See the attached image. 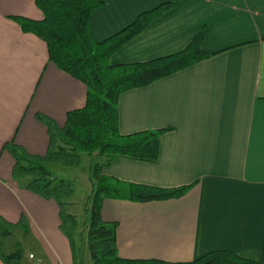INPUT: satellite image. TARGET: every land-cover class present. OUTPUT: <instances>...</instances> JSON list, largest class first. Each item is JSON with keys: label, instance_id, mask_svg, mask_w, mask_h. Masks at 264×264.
Instances as JSON below:
<instances>
[{"label": "crops", "instance_id": "crops-1", "mask_svg": "<svg viewBox=\"0 0 264 264\" xmlns=\"http://www.w3.org/2000/svg\"><path fill=\"white\" fill-rule=\"evenodd\" d=\"M100 1L103 6L91 14L89 25L95 42L120 32L143 12L175 4L116 51L111 65L179 52L203 28L201 48L213 54L118 98L121 135L171 130L160 138L155 163L119 158L102 174L162 189L192 186L167 201L104 200L100 216L117 223L118 256L179 263L223 250L264 264V0ZM15 16L42 18L34 0H0V217L15 223L23 215L29 225V216L37 253L46 256L55 249L66 259L68 247L73 264L68 240L59 231L57 205L14 178V161L4 146L14 143L44 155L48 133L36 114L63 126L68 112L83 107L86 87L57 69L46 44L23 33ZM48 213L56 215L57 227L47 221Z\"/></svg>", "mask_w": 264, "mask_h": 264}, {"label": "trees", "instance_id": "trees-1", "mask_svg": "<svg viewBox=\"0 0 264 264\" xmlns=\"http://www.w3.org/2000/svg\"><path fill=\"white\" fill-rule=\"evenodd\" d=\"M42 14L40 20L12 17L23 33L32 34L46 44L48 59L60 71L83 83L86 99L83 107L66 114L63 126L36 114V119L48 133L44 155H32L10 143L4 150L14 161L12 175L25 180L30 193L53 201L59 210V231L68 240L72 262H77L74 233L77 219L65 210V200L74 192V185L52 178L47 164L76 168L82 154L90 161V211L85 224L86 245L92 264H261L239 257L230 251L209 252L190 262L172 263L162 260H132L118 256L117 223L101 220L102 203L106 199L130 202L167 201L182 197L192 186L162 189L122 183L102 174V168L119 158L155 163L159 155L160 138L170 128L147 130L128 135L118 131L117 101L123 93L147 87L179 71L210 59L213 54L202 50L206 36L203 28L181 51L145 63L111 65L110 57L126 43L142 33L160 14L175 7L174 3L160 4L141 13L120 32L102 42H95L89 31L91 14L100 9V0H34ZM27 228L23 215L15 223L0 217V262L21 264V253L6 254L1 241L18 229Z\"/></svg>", "mask_w": 264, "mask_h": 264}, {"label": "rangeland", "instance_id": "rangeland-1", "mask_svg": "<svg viewBox=\"0 0 264 264\" xmlns=\"http://www.w3.org/2000/svg\"><path fill=\"white\" fill-rule=\"evenodd\" d=\"M82 162L79 167L70 168L63 167L56 164H47L46 170L51 174L52 178L57 180H65L74 185V192L70 198L65 200V210L67 213L74 215L78 222V227L74 233V239L77 246V262L76 264H92L86 245L85 224L89 219L90 211V197H91V183H90V161L91 158L86 155H81ZM28 217L29 225L27 228L14 231L10 236L1 239L4 251L6 254H11L15 250L21 253V264H72L70 252L66 247L67 257L65 259L64 253L59 252L56 256V250H52L48 254L41 255L37 253V245L34 237L30 234V227L35 223ZM53 218V220H52ZM47 221L53 223L57 227V218L54 214H47ZM41 239L46 243L44 236L39 233ZM44 235H48L44 232ZM33 241H32V239ZM65 240V239H64ZM61 259V260H60ZM61 261V262H60Z\"/></svg>", "mask_w": 264, "mask_h": 264}]
</instances>
